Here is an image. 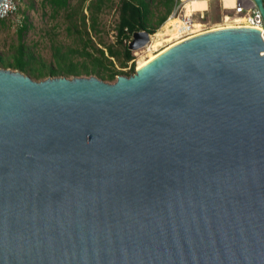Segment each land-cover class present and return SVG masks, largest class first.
<instances>
[{
    "label": "water",
    "instance_id": "95a60500",
    "mask_svg": "<svg viewBox=\"0 0 264 264\" xmlns=\"http://www.w3.org/2000/svg\"><path fill=\"white\" fill-rule=\"evenodd\" d=\"M0 264H264V28L112 83L0 67Z\"/></svg>",
    "mask_w": 264,
    "mask_h": 264
},
{
    "label": "rangeland",
    "instance_id": "374dc122",
    "mask_svg": "<svg viewBox=\"0 0 264 264\" xmlns=\"http://www.w3.org/2000/svg\"><path fill=\"white\" fill-rule=\"evenodd\" d=\"M16 1L18 4L17 13L0 22V53L7 60L11 59L15 53V47L19 42L18 30L21 26H25L21 41L28 50L33 52L40 63H54L52 54L55 48L66 51L68 49L82 47L84 44L88 48L93 46L104 48L103 46L111 45L118 48L117 43H115V26L118 21V0H107L100 10L94 9L93 19L87 10V6L91 0H69L70 9H61L58 11H54L44 0ZM221 3V0H190L189 2L187 0H179L166 20L156 28L154 33L150 34L151 38L149 43L143 49L131 51L134 59L129 61L128 65L122 69L128 71L131 62L134 61L135 70L141 62L152 55L187 38L179 35V27L181 24V21L177 18L179 14L190 16L195 11L206 10L204 12V18L200 20L204 25L197 24L201 29L206 30L229 25L235 26L240 23V20H234L243 15L232 9L236 2L233 1L231 6L225 7L226 9L222 8ZM193 6L195 7L191 8ZM152 9L154 14L151 22L155 24L165 10L164 0H154ZM82 14H85L86 23L83 24L79 21V28L77 30H73L71 33L67 32L66 25L70 19L78 21ZM194 18L196 19L198 16L196 15ZM94 20L95 22L92 26ZM104 50L106 49L104 48ZM110 59L112 60V64H107V61L105 63L109 69L121 68L119 67V61L114 58ZM78 60H82V58L78 56L73 57L74 62ZM0 67L17 70L11 67ZM22 73L29 75L28 72ZM73 76L75 75H69L67 77L70 78ZM77 76H95L109 83L114 82L116 79V77L114 79L100 78L95 73L86 74L83 71ZM30 77L34 80L44 79L43 77Z\"/></svg>",
    "mask_w": 264,
    "mask_h": 264
},
{
    "label": "trees",
    "instance_id": "16d2710c",
    "mask_svg": "<svg viewBox=\"0 0 264 264\" xmlns=\"http://www.w3.org/2000/svg\"><path fill=\"white\" fill-rule=\"evenodd\" d=\"M54 11L61 9L69 10V0H44ZM107 0H91L87 6V10L93 19L94 9L100 10ZM179 0H164L165 10L159 16L157 22L152 24L151 19L154 14L152 3L154 0H118V21L115 26L116 39L118 48L114 45L103 46L104 48L91 47L88 48L85 44L82 47L68 49L62 51L60 48H55L53 52L54 63H40L37 57L27 49L21 41L22 32L25 26H21L18 30L19 42L15 47V53L12 58L7 60L0 53V66L11 67L21 72H28L30 76L35 78L46 76H69L80 75L81 72L86 74L95 73L100 78L114 79L116 75H130L134 72L135 63L131 62L129 70L124 71L122 68L128 65V62L134 59L131 50L128 49L127 43L131 35L135 31L145 30L149 34L156 31V28L162 24L167 16L172 12ZM264 2V0H263ZM1 19L0 22H3ZM79 21L86 23L85 14H82L77 20L70 19L66 25L67 32L79 28ZM95 20L92 23L94 24ZM81 57L82 60L73 61V57ZM120 62V69L108 68L107 64H112V60ZM106 61L108 62L107 64ZM81 67V68H80ZM136 69V68H135Z\"/></svg>",
    "mask_w": 264,
    "mask_h": 264
},
{
    "label": "built area",
    "instance_id": "2783aa9c",
    "mask_svg": "<svg viewBox=\"0 0 264 264\" xmlns=\"http://www.w3.org/2000/svg\"><path fill=\"white\" fill-rule=\"evenodd\" d=\"M235 2L236 4L232 9L235 10L237 13L243 14L241 17L234 19L235 21L240 20V23L236 24L235 26H247V27H253L263 30L264 23L261 14L258 11V9L254 6V4L251 2V0H235ZM221 5L223 9H226L224 8L222 3ZM17 11H18V4L16 0H1L0 20L6 19L11 15L16 14ZM204 12H206V10H198L192 13L190 16L179 14L177 16V18L181 21L179 27V32H180L179 35H181L182 37H189V35H195L201 31L202 32L206 31V29H201L200 26H197V24L204 25L200 21L204 18ZM196 15L198 16V18L195 19L194 16ZM172 16L174 17V15Z\"/></svg>",
    "mask_w": 264,
    "mask_h": 264
},
{
    "label": "bare ground",
    "instance_id": "6f19581e",
    "mask_svg": "<svg viewBox=\"0 0 264 264\" xmlns=\"http://www.w3.org/2000/svg\"><path fill=\"white\" fill-rule=\"evenodd\" d=\"M190 0H187V2H189ZM233 1H235V0H221V2H222V4H223V6H224V8L225 7H228V6H231L232 4V2ZM226 4H228V5H226ZM198 5V4H197ZM197 5H195V6H197ZM195 6H193V7H191V8H194ZM222 27H233V25H229V26H222ZM222 27H216V28H213V29H217V28H222ZM213 29H211V30H213ZM197 34H199V33H197ZM191 36H194V35H189V37H191ZM189 37H187V38H189ZM149 43V42H148ZM174 45V44H173ZM172 46V45H171ZM170 47V46H169ZM168 48V47H167ZM167 48H164V49H162L161 51H159L158 53H156V54H154V55H152L151 57H149L148 59H146V60H144L143 62H141L139 65H138V67L136 68V69H138V68H140L141 66H143L144 64H146L148 61H150L151 59H153L155 56H157L159 53H161L162 51H164L165 49H167Z\"/></svg>",
    "mask_w": 264,
    "mask_h": 264
}]
</instances>
